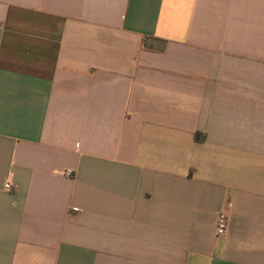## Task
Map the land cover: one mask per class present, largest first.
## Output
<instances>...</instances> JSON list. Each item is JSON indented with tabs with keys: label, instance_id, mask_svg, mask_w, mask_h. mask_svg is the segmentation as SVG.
<instances>
[{
	"label": "crops",
	"instance_id": "obj_1",
	"mask_svg": "<svg viewBox=\"0 0 264 264\" xmlns=\"http://www.w3.org/2000/svg\"><path fill=\"white\" fill-rule=\"evenodd\" d=\"M0 264H264V0H0Z\"/></svg>",
	"mask_w": 264,
	"mask_h": 264
},
{
	"label": "built area",
	"instance_id": "obj_2",
	"mask_svg": "<svg viewBox=\"0 0 264 264\" xmlns=\"http://www.w3.org/2000/svg\"><path fill=\"white\" fill-rule=\"evenodd\" d=\"M69 174L72 172L69 171ZM6 191H11L13 189V184L11 181L6 182L4 185ZM229 230V217L226 211L222 210L219 212L216 222V233L218 236H226Z\"/></svg>",
	"mask_w": 264,
	"mask_h": 264
}]
</instances>
